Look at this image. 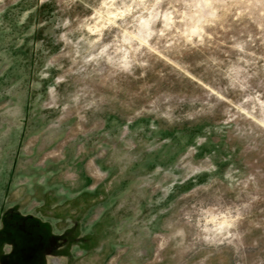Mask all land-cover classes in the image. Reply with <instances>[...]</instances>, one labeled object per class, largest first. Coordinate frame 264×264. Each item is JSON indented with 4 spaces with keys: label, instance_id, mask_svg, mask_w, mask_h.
Instances as JSON below:
<instances>
[{
    "label": "rangeland",
    "instance_id": "374dc122",
    "mask_svg": "<svg viewBox=\"0 0 264 264\" xmlns=\"http://www.w3.org/2000/svg\"><path fill=\"white\" fill-rule=\"evenodd\" d=\"M0 264H264V0H0Z\"/></svg>",
    "mask_w": 264,
    "mask_h": 264
}]
</instances>
